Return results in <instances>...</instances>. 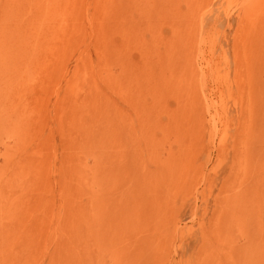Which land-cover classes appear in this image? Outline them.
I'll return each mask as SVG.
<instances>
[{
    "label": "rangeland",
    "instance_id": "rangeland-1",
    "mask_svg": "<svg viewBox=\"0 0 264 264\" xmlns=\"http://www.w3.org/2000/svg\"><path fill=\"white\" fill-rule=\"evenodd\" d=\"M0 264H264V0H0Z\"/></svg>",
    "mask_w": 264,
    "mask_h": 264
},
{
    "label": "bare ground",
    "instance_id": "bare-ground-1",
    "mask_svg": "<svg viewBox=\"0 0 264 264\" xmlns=\"http://www.w3.org/2000/svg\"><path fill=\"white\" fill-rule=\"evenodd\" d=\"M14 13V12H13ZM12 20V19H11ZM14 20V19H13ZM14 22V21H13ZM15 24V23H14ZM11 27H13V26H11ZM7 38V37H6ZM4 39V38H3ZM5 41V40H4Z\"/></svg>",
    "mask_w": 264,
    "mask_h": 264
}]
</instances>
